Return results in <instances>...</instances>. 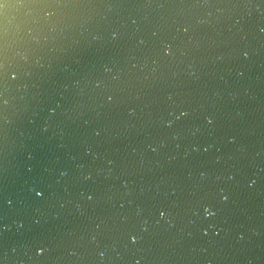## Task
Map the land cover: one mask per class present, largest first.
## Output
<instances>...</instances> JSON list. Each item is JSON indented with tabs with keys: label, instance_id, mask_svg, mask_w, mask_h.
<instances>
[{
	"label": "water",
	"instance_id": "obj_1",
	"mask_svg": "<svg viewBox=\"0 0 264 264\" xmlns=\"http://www.w3.org/2000/svg\"><path fill=\"white\" fill-rule=\"evenodd\" d=\"M0 264H264V0H0Z\"/></svg>",
	"mask_w": 264,
	"mask_h": 264
}]
</instances>
